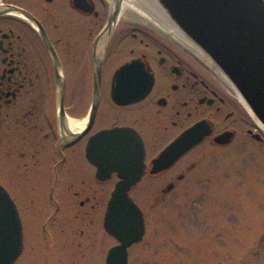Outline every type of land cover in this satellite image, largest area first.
Instances as JSON below:
<instances>
[{"label":"flooded vegetation","instance_id":"flooded-vegetation-1","mask_svg":"<svg viewBox=\"0 0 264 264\" xmlns=\"http://www.w3.org/2000/svg\"><path fill=\"white\" fill-rule=\"evenodd\" d=\"M110 8L111 0H0V161L7 183L17 178L14 185L1 184L16 205L22 227V248L11 264L24 254L27 223L9 186L26 188L45 178L48 211L40 224L42 262L60 259L48 224L60 206L58 187L84 188L92 183L113 189L120 180L117 172L97 177L90 160V141L103 130L128 128L141 139L143 170L129 194L142 210L145 226L144 211L132 196L136 187L157 185L164 194L183 186L200 164L199 159H191L192 153L206 145L225 147L245 139L242 127L249 139L264 140L263 130L239 99L201 72L182 41L127 15H118L107 29ZM132 61L134 76L124 80L141 83L150 76L153 82L142 98L117 103L111 95L114 74ZM128 88L130 84L122 86ZM197 122H203L210 133L168 166L154 165L153 160ZM224 132H231V140L215 142V136ZM69 174L71 179L64 181ZM111 190L103 200V229ZM72 194L76 197L79 192ZM95 197L84 196L79 205ZM113 239L111 246L117 244ZM108 249L101 252L102 264ZM69 254L82 255V250Z\"/></svg>","mask_w":264,"mask_h":264},{"label":"rangeland","instance_id":"rangeland-1","mask_svg":"<svg viewBox=\"0 0 264 264\" xmlns=\"http://www.w3.org/2000/svg\"><path fill=\"white\" fill-rule=\"evenodd\" d=\"M191 53L206 77L233 94L210 65ZM243 133L245 139L228 146L206 145L194 151L191 159L200 164L183 186L164 194L159 186L147 184L132 191L144 211L146 230L142 240L130 247L128 264H264V140L259 143ZM5 176L0 161V183H7ZM40 178L26 188L9 186L27 223L26 248L14 264H43L40 224L48 209L45 178ZM89 184L58 187L60 206L48 224L52 245L62 255L58 259L60 253L54 254L57 260L49 264H102L101 252L115 243L101 226L103 200L112 188ZM93 194L96 197L88 204L79 205L80 199ZM76 249L82 255L71 256L74 252L70 255L69 250Z\"/></svg>","mask_w":264,"mask_h":264},{"label":"water","instance_id":"water-1","mask_svg":"<svg viewBox=\"0 0 264 264\" xmlns=\"http://www.w3.org/2000/svg\"><path fill=\"white\" fill-rule=\"evenodd\" d=\"M191 44L236 92L254 120L264 129V0H146ZM120 0H111L107 29L116 20ZM107 29L105 31H107ZM102 32L100 37H103ZM192 51V50H191ZM135 61L122 65L114 74L112 99L129 103L142 98L153 79L135 83L124 80L132 75ZM99 64L97 71L99 72ZM100 70V69H99ZM95 72L97 86L99 73ZM141 78V76H140ZM130 84V88L122 86ZM140 84L137 89L131 87ZM95 87L94 95L98 94ZM210 133L197 122L173 140L153 160L159 167L174 160ZM215 142L228 143L231 132L215 136ZM90 160L97 167V177L104 179L117 172L116 183L104 216L105 230L116 238L109 248L106 264H127V248L142 239L145 231L143 213L129 192L143 170V147L140 137L128 128L101 131L90 141ZM0 264H11L22 248V227L15 203L0 184Z\"/></svg>","mask_w":264,"mask_h":264},{"label":"bare ground","instance_id":"bare-ground-1","mask_svg":"<svg viewBox=\"0 0 264 264\" xmlns=\"http://www.w3.org/2000/svg\"><path fill=\"white\" fill-rule=\"evenodd\" d=\"M151 3L147 2L146 0H120L117 16L127 15L128 19H137V20L139 19V20L148 21L152 23L154 26H157L161 31L165 32L170 37H174L182 41L187 48L193 51V53H195L200 58H203L202 55L191 44H189L184 39V37H182L181 34H179L174 29L173 26L170 25V23L166 20L163 14L156 8V6L151 5ZM222 79L226 82V85L231 89L230 84L223 77ZM232 92L239 99L236 92L235 91Z\"/></svg>","mask_w":264,"mask_h":264},{"label":"snow or ice","instance_id":"snow-or-ice-1","mask_svg":"<svg viewBox=\"0 0 264 264\" xmlns=\"http://www.w3.org/2000/svg\"><path fill=\"white\" fill-rule=\"evenodd\" d=\"M0 260H3V258H2V245H0Z\"/></svg>","mask_w":264,"mask_h":264}]
</instances>
